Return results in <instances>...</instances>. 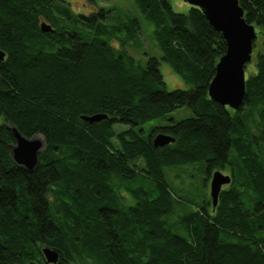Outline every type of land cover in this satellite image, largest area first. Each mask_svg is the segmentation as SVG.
Instances as JSON below:
<instances>
[{
	"label": "trees",
	"instance_id": "trees-1",
	"mask_svg": "<svg viewBox=\"0 0 264 264\" xmlns=\"http://www.w3.org/2000/svg\"><path fill=\"white\" fill-rule=\"evenodd\" d=\"M239 1L258 35L232 109L209 95L227 43L199 7L134 0L163 60L191 85L168 90L157 57L143 65L125 48L142 31L137 18L0 0V264H47L44 247L60 250L53 264H264V0ZM182 106L194 116L146 136L144 124ZM95 113L107 118L82 117ZM11 125L45 138L35 169L12 160ZM160 133L175 141L156 146ZM196 163L231 177L216 206L210 190L184 207L171 185L167 169Z\"/></svg>",
	"mask_w": 264,
	"mask_h": 264
},
{
	"label": "water",
	"instance_id": "water-1",
	"mask_svg": "<svg viewBox=\"0 0 264 264\" xmlns=\"http://www.w3.org/2000/svg\"><path fill=\"white\" fill-rule=\"evenodd\" d=\"M192 6L199 7L210 24L220 31L227 43L226 52L216 65V73L209 85L210 97L232 109H239L246 94L247 65L253 59L254 41L258 35L255 24L245 18L244 8L239 0H184ZM41 29L44 32L54 30L52 24L43 21ZM5 52L0 49V59ZM83 119L93 123L107 118L105 113L83 115ZM15 141L9 146L11 158L15 164L33 170L39 163V157L46 147V140L41 135L25 136L17 126L11 125ZM175 141V137L160 133L154 138L156 146H164ZM231 181L230 175L216 171L211 181V196L214 206L222 186ZM1 189V186H0ZM47 262H57L61 256L60 250L44 247Z\"/></svg>",
	"mask_w": 264,
	"mask_h": 264
},
{
	"label": "rangeland",
	"instance_id": "rangeland-1",
	"mask_svg": "<svg viewBox=\"0 0 264 264\" xmlns=\"http://www.w3.org/2000/svg\"><path fill=\"white\" fill-rule=\"evenodd\" d=\"M67 4L73 9L74 12L90 14L95 8H110L113 10L111 14L115 18L129 22L132 18H137L142 27V31L134 40L125 44L126 50L132 54L143 65L149 57H157L161 63V70L163 72L167 89L173 90L176 88L188 89L191 87L182 77L173 70L171 65L163 60V51L153 37V25L149 23L143 13L135 6L134 0H96L94 3L91 0H65ZM172 4L174 11L188 13L191 5L184 0H169ZM114 18V21L116 20ZM117 23V22H116ZM119 39L115 38L113 44L120 47ZM260 41H258L259 43ZM247 76L255 71L254 63H249L247 66ZM194 116L193 110L188 106H182L165 116L151 120L143 125L145 134L148 136L152 128L162 125H167L173 118L176 121ZM116 129L122 131L129 127L127 124H116ZM43 137V136H42ZM168 170L169 180L176 194L186 200L183 205L187 208H194L204 202L205 199L210 198L211 179L207 175L205 166L202 163H196L188 166H180L170 168ZM225 173H231L229 169ZM172 222H176L178 217L171 218Z\"/></svg>",
	"mask_w": 264,
	"mask_h": 264
},
{
	"label": "flooded vegetation",
	"instance_id": "flooded-vegetation-1",
	"mask_svg": "<svg viewBox=\"0 0 264 264\" xmlns=\"http://www.w3.org/2000/svg\"><path fill=\"white\" fill-rule=\"evenodd\" d=\"M47 264H53V263H47Z\"/></svg>",
	"mask_w": 264,
	"mask_h": 264
}]
</instances>
